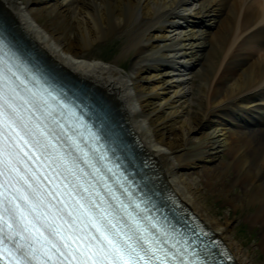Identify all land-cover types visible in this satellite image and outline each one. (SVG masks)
I'll use <instances>...</instances> for the list:
<instances>
[{
  "label": "bare ground",
  "instance_id": "obj_1",
  "mask_svg": "<svg viewBox=\"0 0 264 264\" xmlns=\"http://www.w3.org/2000/svg\"><path fill=\"white\" fill-rule=\"evenodd\" d=\"M0 18L62 79L123 118L234 264H262L236 239L235 222L214 215L207 192L253 210L248 221L264 230V124H248L264 120V0H0ZM113 40L114 59L90 56ZM229 172L243 189L240 204Z\"/></svg>",
  "mask_w": 264,
  "mask_h": 264
},
{
  "label": "rangeland",
  "instance_id": "obj_2",
  "mask_svg": "<svg viewBox=\"0 0 264 264\" xmlns=\"http://www.w3.org/2000/svg\"><path fill=\"white\" fill-rule=\"evenodd\" d=\"M119 46L120 43L117 40L109 41L106 43H98L96 44L90 52V56L102 59L104 61H109L114 59L119 53ZM220 53L218 52L217 57L215 58L216 61L220 58ZM130 65V60L124 61L122 66L124 68H128ZM199 75L195 74V80L193 81L192 88H193V96L192 98L194 101L198 100L199 95ZM194 107H197V105ZM263 116L257 115L254 116L251 120L248 121V124L263 126L264 122L262 121ZM227 160V159H226ZM224 178L228 181L231 185V195L234 198V202L236 204H240L242 198L244 199L245 196L243 195V189L240 185L233 183V173L229 172ZM207 199L208 204L212 208L213 213L215 216L219 217L222 221L229 219L235 222L236 226V239L241 243V245L248 249L249 251L256 254V261L259 263L264 264V251L260 246V242L263 239V232L264 230L258 224H252L248 221L247 216L253 212V210H248L246 212L242 211L241 208H234L227 203L225 197H222L216 193H209L207 192ZM240 200V201H239Z\"/></svg>",
  "mask_w": 264,
  "mask_h": 264
},
{
  "label": "snow or ice",
  "instance_id": "obj_3",
  "mask_svg": "<svg viewBox=\"0 0 264 264\" xmlns=\"http://www.w3.org/2000/svg\"><path fill=\"white\" fill-rule=\"evenodd\" d=\"M16 208L18 209V208H19V205H17ZM6 211H7V209H6ZM21 215H22V213H21ZM105 239H106V238H105ZM109 243H111V241H109ZM65 246H66V245H65ZM69 255H71V253H69ZM125 264H128V261H125Z\"/></svg>",
  "mask_w": 264,
  "mask_h": 264
}]
</instances>
